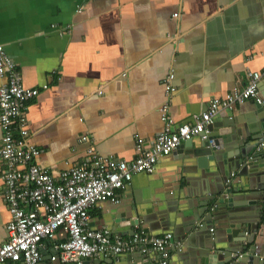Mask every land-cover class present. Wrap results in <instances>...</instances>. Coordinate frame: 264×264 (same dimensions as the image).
Returning a JSON list of instances; mask_svg holds the SVG:
<instances>
[{
  "label": "crops",
  "instance_id": "obj_1",
  "mask_svg": "<svg viewBox=\"0 0 264 264\" xmlns=\"http://www.w3.org/2000/svg\"><path fill=\"white\" fill-rule=\"evenodd\" d=\"M0 43L14 59L23 84L39 88L26 103L28 142L40 149L36 161L58 175L85 156L90 142L102 155L132 159L135 138L150 141L162 129L159 107L168 73H174L176 87L170 115L176 123H192L212 97L242 88L247 70L264 72V0H0ZM260 88L264 89V76ZM253 106L251 100L236 103L232 109H222L213 123L234 117L244 120ZM263 130L257 132L251 155L260 149ZM82 135L88 140L81 141ZM4 167L0 160V173ZM232 171L229 184V174L220 180L224 191L232 186L230 194L238 203L264 205V182L260 189L257 178ZM215 172L200 167L195 156L172 151L158 159L151 173L134 174L120 191L119 203L97 201L87 226H106L127 237L142 229L130 225L135 206L147 219L155 210L169 208L180 229L153 230L149 235L172 233L167 264H200L205 248L196 232L224 239L228 235L224 229L221 234L217 222H205L210 212H216L217 197L208 196L218 183ZM3 192L0 175V245L7 239L10 218ZM232 206L222 210V220L227 222ZM192 214L198 219L187 230L184 221ZM115 220L121 226L115 228ZM211 225L213 231L208 229ZM61 238L42 240L41 264H73L50 260ZM97 258L100 264L162 260L157 251L136 250L111 255L109 263L97 255L87 264H98L92 261Z\"/></svg>",
  "mask_w": 264,
  "mask_h": 264
},
{
  "label": "built area",
  "instance_id": "obj_2",
  "mask_svg": "<svg viewBox=\"0 0 264 264\" xmlns=\"http://www.w3.org/2000/svg\"><path fill=\"white\" fill-rule=\"evenodd\" d=\"M81 10L78 5L77 11ZM68 27L69 24L63 26L66 30ZM263 76L264 72L247 70L242 88L212 97L192 123H176L169 112L176 90L174 73L170 72L163 80L165 99L159 107L162 129L150 141L136 137L132 159L102 155L90 142L84 157L54 175L36 161L40 149L28 142L26 103L39 93V88L23 84L14 59L0 43V160L5 166L0 175L10 215L7 239L0 245V264H41L42 240L57 235L62 238L54 246L51 261L75 264L99 254L120 255L138 250L157 251L162 257L160 264H167L171 232L149 235L137 229L122 237L106 226L91 229L87 226L90 209L97 201L119 203L120 191L134 174L151 173L158 159L183 141L193 137L206 139L214 117L222 109H232L246 100L263 104L259 90ZM80 140L87 141L88 136L82 135ZM260 141V148L264 149L262 137ZM234 173L230 172L228 184Z\"/></svg>",
  "mask_w": 264,
  "mask_h": 264
},
{
  "label": "water",
  "instance_id": "obj_3",
  "mask_svg": "<svg viewBox=\"0 0 264 264\" xmlns=\"http://www.w3.org/2000/svg\"><path fill=\"white\" fill-rule=\"evenodd\" d=\"M260 90L264 89L260 88ZM260 95L264 100V92H260ZM248 112L244 114V120L234 117L221 124L212 123L206 139L198 137V140H195L193 137L183 141L173 150H182L184 155L188 157L189 155L195 156L200 167H209V170L213 169L219 172V177H215V181L218 183L214 184L208 192L209 199L217 197L214 207L216 212H210V218L205 222L208 224L213 221L217 222L216 228L221 230V234L225 231L228 235L224 239L223 237L215 238L212 232L209 234L204 230L196 232L200 239L203 238L202 246L205 248L202 253L204 261L200 264H264V205L254 203L253 206L247 200H241L238 203L236 200L239 199L230 194L234 187H227L224 191L223 183L221 186L219 184L224 175L230 174L232 170H238L240 175L257 178L259 188L263 187L264 157L262 158V155L264 149L260 150V148L252 155L250 151L258 143L260 136L258 133L264 128V103L257 104L254 102V106ZM219 125V130L214 129ZM245 199L251 198L245 197ZM207 202L208 199L205 206H207ZM228 204L233 205V208L227 216L226 222L221 217H225L222 210H230L227 208ZM134 210L135 219H132L130 225H138L148 234L153 230L164 232L170 228L173 230L180 229V224L169 208L162 207L160 210H155L148 219L139 213L138 207L135 206ZM192 217L188 218V222L183 220L187 230H192L194 222L198 219L196 214H192ZM114 222L118 223V220ZM119 226H121L120 223L114 227ZM210 228L213 229V226L211 225L208 229L210 230ZM132 233L133 230L130 235ZM225 242L226 245H220ZM206 250L210 252L214 250V252L207 253ZM104 255L106 258L111 257L110 254H99V257L103 256L102 261L104 263L113 261L112 258L107 261ZM89 261L90 257H86L80 263L75 264H87ZM92 261L93 263H101L99 262L101 261L100 258Z\"/></svg>",
  "mask_w": 264,
  "mask_h": 264
}]
</instances>
